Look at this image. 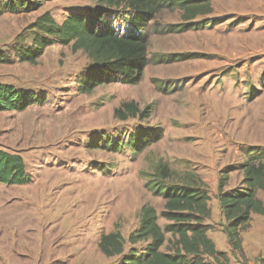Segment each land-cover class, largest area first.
<instances>
[{
    "label": "rangeland",
    "instance_id": "rangeland-1",
    "mask_svg": "<svg viewBox=\"0 0 264 264\" xmlns=\"http://www.w3.org/2000/svg\"><path fill=\"white\" fill-rule=\"evenodd\" d=\"M176 3L169 0L148 28L150 61L137 85L82 94L91 62L71 45L49 47L36 65L0 64V84L46 99L24 112H0V150L22 156L32 177L24 186L0 185V264H119L131 249L141 255L147 244L128 239L142 209L154 207L159 225H169L164 199L148 188L161 169L167 185L189 175L203 183L212 211L208 236L228 264H264V216L252 215L242 251H235L218 201L221 178L231 191L246 164L264 165V0H213L209 15L190 21ZM40 5L0 11V51L31 46L30 27L46 13L62 24L69 14L99 9L95 0ZM127 21L116 22L121 33ZM127 103L148 109L149 118L117 119ZM141 136L145 145L135 148ZM258 198L264 203V191ZM112 233L126 242L123 255L108 258L99 244ZM166 238L163 252L173 248Z\"/></svg>",
    "mask_w": 264,
    "mask_h": 264
},
{
    "label": "trees",
    "instance_id": "trees-1",
    "mask_svg": "<svg viewBox=\"0 0 264 264\" xmlns=\"http://www.w3.org/2000/svg\"><path fill=\"white\" fill-rule=\"evenodd\" d=\"M95 1L99 9L91 12V16L72 13L62 24H58L49 13L40 16L30 27L33 35L31 46L17 44L11 54L0 51V64L17 60L36 65L49 47L71 45L74 52L82 51L91 62L79 85L82 94H92L103 85H137L150 61L148 28L161 10L171 4L169 0ZM212 1L176 0V5L190 21L209 15ZM42 2L0 0V11L33 12L40 8ZM121 16H128L125 33L115 26ZM45 102L46 99L34 91L0 84V112H24ZM115 117L121 121L137 117L145 120L149 113L148 109L140 111L135 103H127L115 111ZM158 134L148 135V140L159 138ZM144 139L145 136H141L131 144L142 148ZM243 170L245 177L240 187L224 191L228 178H221L218 187V201L226 221L224 233L235 251H242L241 233L250 227L252 215L264 216V203L258 198V192L264 191V165L249 163ZM159 173L161 176L157 172L148 188L155 196L164 199L162 217L169 225L163 229L155 208L145 206L139 228L129 236L128 243L134 246L145 242L146 249L141 255L131 249L119 264H228L226 256L216 249L208 236L209 226L205 221L211 220L212 211L203 183H195L196 177L189 175L178 186H170L165 181L167 171L161 169ZM31 182L32 177L27 173L22 156L0 150V185L24 186ZM167 234L174 239L173 248L163 252ZM125 242L120 234L112 233L102 237L99 247L106 257L111 258L124 254ZM205 258L212 262H206Z\"/></svg>",
    "mask_w": 264,
    "mask_h": 264
}]
</instances>
